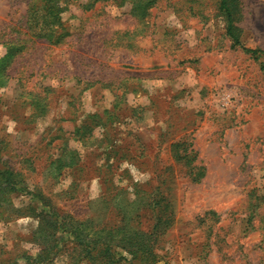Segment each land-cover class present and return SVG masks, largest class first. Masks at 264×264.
I'll list each match as a JSON object with an SVG mask.
<instances>
[{
  "label": "rangeland",
  "instance_id": "obj_1",
  "mask_svg": "<svg viewBox=\"0 0 264 264\" xmlns=\"http://www.w3.org/2000/svg\"><path fill=\"white\" fill-rule=\"evenodd\" d=\"M32 1L0 0V264L76 222L149 246L107 264H264V0L226 1L242 47L221 0Z\"/></svg>",
  "mask_w": 264,
  "mask_h": 264
},
{
  "label": "trees",
  "instance_id": "obj_2",
  "mask_svg": "<svg viewBox=\"0 0 264 264\" xmlns=\"http://www.w3.org/2000/svg\"><path fill=\"white\" fill-rule=\"evenodd\" d=\"M39 1V5L38 4ZM148 1L146 3L152 2V0H144L143 2ZM227 0H221V8L224 9L225 14L228 18V34L232 41V45L241 46L238 37L231 31L232 19L229 7L226 3ZM39 6V7H38ZM59 0H33L32 6L30 8L31 15L36 14L39 9H43L45 13V17L51 16L53 19L58 20L59 15ZM54 20V21H55ZM56 37L55 41L57 40ZM15 47V46H14ZM242 47V46H241ZM13 49V44L10 46L8 50ZM245 52H249L252 55H257L260 50H251L242 48ZM261 70L264 72V66H261ZM188 157V156H186ZM188 159V158H187ZM199 175H202V170L193 172L192 180H197ZM16 190L15 182L12 179V174L8 170L0 171V204L2 201H5V196L9 195L11 192ZM44 206V204H43ZM66 238L57 237L54 238V243L49 246V249L45 250V254L42 257L45 261L43 264H50L53 261L60 257L62 253L68 252V245H64L65 242H69L72 245L71 252L69 254L70 261L68 264H81L83 261H97L103 264L113 263L114 255L111 253L114 249L112 248V244L119 245L124 249L129 248L127 250L129 253H133L137 255L140 253L141 256L148 253L151 255L149 250V246L144 244L139 238H141L140 233L127 234L122 229H113L107 235L109 237L116 238L118 237V241L113 243V240L103 242L100 239L101 234L104 233L102 230L94 231L92 235L86 233L85 226L80 223H71L69 227L65 229ZM60 242L63 243L64 246L60 245ZM62 248V249H61ZM61 249V250H60ZM153 262V261H152ZM42 262L35 261L33 264H40ZM32 264V263H30Z\"/></svg>",
  "mask_w": 264,
  "mask_h": 264
}]
</instances>
